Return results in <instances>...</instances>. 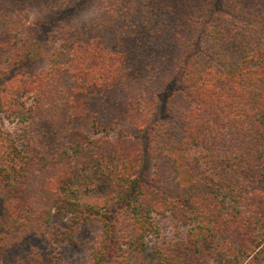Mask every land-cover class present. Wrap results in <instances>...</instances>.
Returning <instances> with one entry per match:
<instances>
[{
  "label": "trees",
  "instance_id": "1",
  "mask_svg": "<svg viewBox=\"0 0 264 264\" xmlns=\"http://www.w3.org/2000/svg\"><path fill=\"white\" fill-rule=\"evenodd\" d=\"M162 220L147 264H264V0H0V264L88 226L134 264Z\"/></svg>",
  "mask_w": 264,
  "mask_h": 264
},
{
  "label": "rangeland",
  "instance_id": "2",
  "mask_svg": "<svg viewBox=\"0 0 264 264\" xmlns=\"http://www.w3.org/2000/svg\"><path fill=\"white\" fill-rule=\"evenodd\" d=\"M96 13V7L92 4L85 6L78 12H74L71 14L60 16L61 19L64 18L72 23H75L80 26L88 25L92 22ZM59 17V18H60ZM39 55L38 58H40ZM38 64L36 67L33 66L32 72H35L39 67L43 66V61L40 59L36 62ZM103 189H98L96 192L94 191L92 194H87L84 196V200L90 202H100L102 197ZM162 236L161 238H151L149 241V249L147 253H144L135 259L134 264H147L150 261L151 256L150 253L153 252V244L157 241L161 242L162 238H174L177 237L178 227L173 226L168 220H162ZM98 242V230L95 227H82L80 234L75 241V243L71 246L64 247L63 254L60 260V264H85L88 260V254L90 250L95 246ZM21 246H23L22 252L20 247L14 250V255L10 259L7 260L8 264H19L23 260L22 258L27 255L33 253L32 247L43 252L49 253V248L47 247V242L43 238H36L32 235L26 236L21 241Z\"/></svg>",
  "mask_w": 264,
  "mask_h": 264
}]
</instances>
